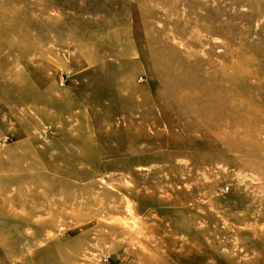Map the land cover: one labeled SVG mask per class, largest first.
Returning a JSON list of instances; mask_svg holds the SVG:
<instances>
[{"label":"rangeland","instance_id":"1","mask_svg":"<svg viewBox=\"0 0 264 264\" xmlns=\"http://www.w3.org/2000/svg\"><path fill=\"white\" fill-rule=\"evenodd\" d=\"M0 264H264V0H0Z\"/></svg>","mask_w":264,"mask_h":264}]
</instances>
